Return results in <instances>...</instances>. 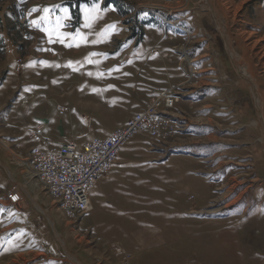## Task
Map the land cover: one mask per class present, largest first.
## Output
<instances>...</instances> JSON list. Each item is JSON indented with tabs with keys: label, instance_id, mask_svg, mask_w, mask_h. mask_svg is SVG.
Masks as SVG:
<instances>
[{
	"label": "rangeland",
	"instance_id": "rangeland-1",
	"mask_svg": "<svg viewBox=\"0 0 264 264\" xmlns=\"http://www.w3.org/2000/svg\"><path fill=\"white\" fill-rule=\"evenodd\" d=\"M208 1L0 0V264H264V0ZM161 92L86 215L32 177Z\"/></svg>",
	"mask_w": 264,
	"mask_h": 264
},
{
	"label": "built area",
	"instance_id": "built-area-1",
	"mask_svg": "<svg viewBox=\"0 0 264 264\" xmlns=\"http://www.w3.org/2000/svg\"><path fill=\"white\" fill-rule=\"evenodd\" d=\"M173 105L174 98L161 92L126 125L117 127L106 137L86 141L79 148L71 141L55 149L34 150L29 172L51 200L60 203L66 212L86 215L91 210L95 186L111 171L121 147L139 133L153 138L164 136L168 124L158 110H167ZM44 134V128L38 125L30 137L36 143L46 144Z\"/></svg>",
	"mask_w": 264,
	"mask_h": 264
},
{
	"label": "bare ground",
	"instance_id": "bare-ground-1",
	"mask_svg": "<svg viewBox=\"0 0 264 264\" xmlns=\"http://www.w3.org/2000/svg\"><path fill=\"white\" fill-rule=\"evenodd\" d=\"M202 2H203V4H204L205 6H209V5H210V4H209L210 1H208V0H202ZM221 29H222V27H221ZM223 30H224L225 33H226V30H225L224 26H223ZM223 34H224V33H223ZM232 57H233V56H232ZM241 75L245 78V80L248 79V82H250V83H251V86L253 85L252 87H254V84L252 83L253 81H251L249 77H247V76L244 75V74H241ZM255 90H256V89H255ZM255 90H254V91H255ZM256 95H257V93H256ZM260 108H261V107H259V114L261 115L260 123H261V127H262V130H263V133H264V118H263L264 115H263V113L260 112ZM263 138H264V134H263ZM126 143H127V142H126ZM126 143H125V144H126ZM125 144L121 147V149L125 146ZM121 149H120V150H121ZM119 152H120V151H119ZM29 171H30V170H29ZM10 200H11V201H14V202H17V201H19V198H18V196H17L16 194L13 193V194H11V198H10Z\"/></svg>",
	"mask_w": 264,
	"mask_h": 264
},
{
	"label": "snow or ice",
	"instance_id": "snow-or-ice-1",
	"mask_svg": "<svg viewBox=\"0 0 264 264\" xmlns=\"http://www.w3.org/2000/svg\"><path fill=\"white\" fill-rule=\"evenodd\" d=\"M45 11H47V9H45ZM33 23H35V21H33Z\"/></svg>",
	"mask_w": 264,
	"mask_h": 264
},
{
	"label": "crops",
	"instance_id": "crops-1",
	"mask_svg": "<svg viewBox=\"0 0 264 264\" xmlns=\"http://www.w3.org/2000/svg\"><path fill=\"white\" fill-rule=\"evenodd\" d=\"M119 126H120V125H119ZM119 126H118V127H119ZM40 211H41V210H40Z\"/></svg>",
	"mask_w": 264,
	"mask_h": 264
}]
</instances>
